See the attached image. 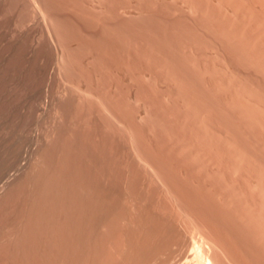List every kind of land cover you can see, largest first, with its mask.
<instances>
[{
    "label": "rangeland",
    "instance_id": "1",
    "mask_svg": "<svg viewBox=\"0 0 264 264\" xmlns=\"http://www.w3.org/2000/svg\"><path fill=\"white\" fill-rule=\"evenodd\" d=\"M258 1L0 0V264H264Z\"/></svg>",
    "mask_w": 264,
    "mask_h": 264
},
{
    "label": "bare ground",
    "instance_id": "2",
    "mask_svg": "<svg viewBox=\"0 0 264 264\" xmlns=\"http://www.w3.org/2000/svg\"><path fill=\"white\" fill-rule=\"evenodd\" d=\"M232 1V0H231ZM254 1V0H253ZM260 1V0H259ZM259 1H258V3H259ZM222 2V1H221ZM240 2H242V1H240ZM245 2V1H244ZM243 2V3H244ZM264 2V1H263ZM224 3V2H223ZM227 3V2H226ZM229 3H230V1H229ZM253 3H255V2H253ZM240 4V3H239ZM38 5V4H37ZM228 5H230V4H228ZM227 5V6H228ZM236 5H238V3L237 4H235L234 6H236ZM241 5H242V3H241ZM234 6H233V9H234ZM39 7V6H38ZM243 7V6H242ZM250 7V6H249ZM252 8V7H251ZM251 8H250V10H251ZM254 9L257 11V12H259L260 13V10H258V9H256V6H254ZM262 9V8H261ZM40 10V9H39ZM42 10V9H41ZM239 10V9H238ZM249 10V11H250ZM43 11V10H42ZM237 11V10H236ZM248 11V10H247ZM239 12V11H238ZM256 12V13H257ZM243 13V12H242ZM247 13V12H246ZM237 14V13H236ZM249 14V13H248ZM247 14V15H248ZM254 15H255V13H253ZM258 14V13H257ZM243 15V14H242ZM251 15V14H250ZM258 15H262V14H258ZM44 16V15H43ZM244 16V15H243ZM242 17V16H241ZM252 17V16H251ZM243 18V17H242ZM247 18V17H246ZM260 18V17H259ZM251 20V19H250ZM255 20V19H254ZM251 21H249V23H250ZM260 22H261V20H260ZM260 22H259V24H260ZM248 23V24H249ZM258 23H255L254 24V26L255 27H257L258 28V25H259ZM263 23H261V25H262ZM54 26V25H53ZM252 26V25H251ZM261 27V26H260ZM251 28V27H250ZM252 29V28H251ZM253 31H254V29H253ZM51 33V32H50ZM233 33V32H232ZM263 33H264V31H263ZM231 34V33H230ZM236 34V33H235ZM244 33H242V35H243ZM51 35V34H50ZM261 35V34H260ZM259 35V36H260ZM263 35V34H262ZM52 36V35H51ZM59 36V35H58ZM233 36V35H232ZM244 36V35H243ZM257 36V35H256ZM254 37V36H253ZM245 38V37H244ZM261 38V37H260ZM241 39V38H240ZM256 39H258V38H256ZM260 40V39H259ZM256 41H258V40H256ZM262 41V40H261ZM252 42H253V40H252ZM254 44V43H253ZM60 56H59V66L60 65H62V64H64L65 63V61L67 60H65V58H64V53L62 52V54H59ZM66 56V55H65ZM68 62V61H67ZM66 62V63H67ZM260 62V61H259ZM261 63V62H260ZM65 65V64H64ZM260 65V64H259ZM218 84V83H217ZM218 86V85H217ZM81 87V86H80ZM75 89H76V87H75ZM77 89H79V88H77ZM80 90V89H79ZM80 91H82V90H80ZM83 92V91H82ZM89 94V93H88ZM232 94H233V92H232ZM236 94H238V93H236ZM235 94V95H236ZM91 95V94H90ZM231 95V94H230ZM234 95V96H235ZM84 96V95H83ZM89 96V95H88ZM94 96V95H93ZM239 97V96H238ZM238 97H236V98H238ZM95 99V98H94ZM233 99V98H232ZM240 99V98H239ZM238 99V100H239ZM242 99V98H241ZM246 100V99H245ZM98 101V100H97ZM235 101V100H234ZM240 102H242L241 100H240ZM247 102V101H246ZM255 102V101H254ZM105 103V102H104ZM250 104V103H249ZM252 104H253V102H252ZM251 104V105H252ZM105 105V104H104ZM258 105V104H257ZM249 107V106H248ZM108 108V107H107ZM102 109V108H101ZM109 109V108H108ZM253 109V108H252ZM107 110V109H106ZM257 111V110H256ZM108 112V111H107ZM110 113V112H109ZM202 115V114H201ZM109 117V116H108ZM117 118V117H116ZM133 133V132H132ZM145 162V161H144ZM147 164V163H146ZM153 166V165H152ZM216 167V166H215ZM195 231H198V230H195ZM203 234V233H202ZM197 236V235H196ZM204 236V235H203ZM202 236V238H200V240L198 239V240H193V247H194V249H196V251H195V253H196V257H194V258H197L195 261L197 262L196 264H212L211 262V257H210V252L208 253V252H206V253H208V254H206L205 253V250L208 248V250L210 251L211 250V248L209 249V247H208V244H207V241L206 240H204L205 238V236L203 237ZM193 238V237H192ZM199 238V237H198ZM204 238V239H203ZM207 245V246H206ZM212 247H214V246H212ZM219 248V247H218ZM216 249V248H215ZM208 250H206V251H208ZM193 251V252H194ZM220 251V250H219ZM191 252V251H190Z\"/></svg>",
    "mask_w": 264,
    "mask_h": 264
}]
</instances>
